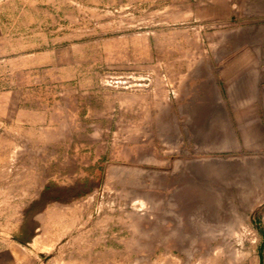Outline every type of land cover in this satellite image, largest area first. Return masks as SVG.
<instances>
[{"label": "rangeland", "instance_id": "rangeland-1", "mask_svg": "<svg viewBox=\"0 0 264 264\" xmlns=\"http://www.w3.org/2000/svg\"><path fill=\"white\" fill-rule=\"evenodd\" d=\"M1 9L23 31L0 41L8 264H264V115L208 87L209 44H264V0Z\"/></svg>", "mask_w": 264, "mask_h": 264}, {"label": "crops", "instance_id": "crops-1", "mask_svg": "<svg viewBox=\"0 0 264 264\" xmlns=\"http://www.w3.org/2000/svg\"><path fill=\"white\" fill-rule=\"evenodd\" d=\"M28 1L33 0H0V4ZM11 15H13L12 11L0 10V41L4 38L3 36L23 34L22 30L8 24L7 20L12 18ZM255 39L256 41L245 43L209 44V51L213 52V59H211V63L209 62V67L214 68V73H219L223 84L220 87L215 81H209V91L214 92L213 99L224 98L229 100V106L239 108L238 112L235 113L247 116L264 115V44L258 42L257 33H255ZM228 50H230V54H228ZM8 62L9 60L6 58H0V66H6ZM1 88L0 99L15 96L20 92L17 89L8 90L7 86ZM216 91L218 93L222 91L223 94L217 95L215 94ZM250 123L254 122L251 121ZM245 131L247 132L244 135L246 138H248L247 136L258 137L259 128L257 124L250 128L245 127ZM11 247L12 244L0 236V264H8V257L15 260L23 257L22 250H12Z\"/></svg>", "mask_w": 264, "mask_h": 264}]
</instances>
